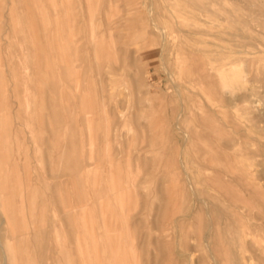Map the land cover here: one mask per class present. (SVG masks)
<instances>
[{"label": "rangeland", "instance_id": "1", "mask_svg": "<svg viewBox=\"0 0 264 264\" xmlns=\"http://www.w3.org/2000/svg\"><path fill=\"white\" fill-rule=\"evenodd\" d=\"M0 264H264V0H0Z\"/></svg>", "mask_w": 264, "mask_h": 264}, {"label": "bare ground", "instance_id": "2", "mask_svg": "<svg viewBox=\"0 0 264 264\" xmlns=\"http://www.w3.org/2000/svg\"><path fill=\"white\" fill-rule=\"evenodd\" d=\"M219 53H220V52H219ZM219 53H218V54H219ZM222 54H223V53H222ZM220 56H221V55H220ZM227 57L229 58V56H227ZM227 57H226V55H225V58H227ZM223 58H224V56H223ZM223 60H225V59H223ZM226 62H227V61H226ZM226 62H225V63H226ZM238 73H239V72H238ZM234 75H235V74H234ZM219 76H221V74H220ZM221 77H222V76H221ZM229 78H230V77H229ZM220 79H221V78H220ZM230 79H231V78H230ZM239 79H240V78H239ZM240 81H241V80H240ZM236 82H237V81H236ZM231 83H232V81H231ZM214 104H215V103H214Z\"/></svg>", "mask_w": 264, "mask_h": 264}]
</instances>
